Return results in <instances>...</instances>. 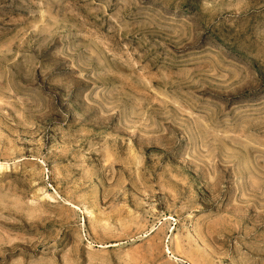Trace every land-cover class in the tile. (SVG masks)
I'll use <instances>...</instances> for the list:
<instances>
[{
    "label": "rangeland",
    "instance_id": "obj_1",
    "mask_svg": "<svg viewBox=\"0 0 264 264\" xmlns=\"http://www.w3.org/2000/svg\"><path fill=\"white\" fill-rule=\"evenodd\" d=\"M0 264H264V0H0Z\"/></svg>",
    "mask_w": 264,
    "mask_h": 264
}]
</instances>
